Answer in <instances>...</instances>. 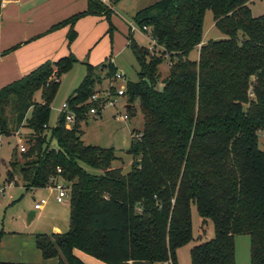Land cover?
Listing matches in <instances>:
<instances>
[{
	"label": "trees",
	"instance_id": "obj_1",
	"mask_svg": "<svg viewBox=\"0 0 264 264\" xmlns=\"http://www.w3.org/2000/svg\"><path fill=\"white\" fill-rule=\"evenodd\" d=\"M207 10L225 37L200 44ZM111 13L101 0H87L84 11L51 30L68 24L70 44L77 19L101 14L110 32ZM132 20L155 45L150 50L138 44L129 29L127 46L138 70L123 96L126 111H139L143 124L131 131L128 172L112 166L120 160L114 148L81 138L80 122L89 109L100 111L90 99L101 81L96 66L86 63L65 100L74 115L69 127L66 112L50 128L48 120L61 76L77 61L73 54L47 60L0 88V136L9 135L11 125L28 129L22 161L11 164L24 189L60 179L68 184V229L37 233L36 247L59 264H85L74 249L107 264H175L177 248L192 237L195 205L200 217L212 221L214 235L190 249L191 264H236L238 234L249 236L248 264H264V150L257 138L264 131V13L253 16L246 0H157ZM199 44L197 59H190ZM166 59L162 77L159 65ZM104 66L112 78L116 67L111 60ZM37 91L40 101L34 99ZM13 176L8 170L4 181L13 182Z\"/></svg>",
	"mask_w": 264,
	"mask_h": 264
},
{
	"label": "rangeland",
	"instance_id": "obj_2",
	"mask_svg": "<svg viewBox=\"0 0 264 264\" xmlns=\"http://www.w3.org/2000/svg\"><path fill=\"white\" fill-rule=\"evenodd\" d=\"M109 1V0H107ZM157 0H120L113 3V10L110 16V22L113 28L109 32V24L106 20L99 22L96 26L97 38L90 46L83 49L81 57H76L77 61L73 63L72 67L62 74L60 84L55 97L51 103V111L49 115L48 127L55 125L59 111L58 108L64 100L77 87L81 79L86 73V63L96 66L95 74L100 76V83L95 84V91L102 96L109 86L115 89L124 87L126 81H135L137 79L138 64L134 58L133 53L127 46L128 32L132 26H136L132 20L134 11L144 7ZM251 9L253 16H258L264 13V0H246ZM112 0L109 1L111 3ZM109 6V5H107ZM107 22V25H106ZM67 31L69 30V25ZM63 27V26H60ZM137 27V26H136ZM133 37L138 44L148 46L150 50L154 46L150 45V39L143 34L139 29L131 30ZM80 36L79 42L84 40L88 34L83 32ZM225 36L221 34L214 26L213 16L210 10H207L203 20V37L202 41L206 42L209 39H220ZM68 43V41H67ZM188 57L196 59L198 51L196 48L191 50ZM111 60L114 66L120 69L124 74L123 79H116L106 76L105 64ZM161 76L164 77L168 72V60H164L159 65ZM34 99L40 101V92L34 94ZM127 102V98L122 96L117 99L120 106ZM115 107L110 105L100 108V118H92L95 115L87 116L80 122L82 130V140L85 144L97 145L100 147H112L115 154L120 157V160H114L112 166L122 168V172L126 173L130 170L132 156L126 151L130 145V132L132 129H142V115L137 111L133 116H129L126 122L115 121L113 118L116 112ZM116 114V113H115ZM7 117L11 122V113L7 109ZM99 117V116H98ZM15 127L11 125V132L7 136H0V179L4 182V192L0 195V230L5 229L19 230L23 232L39 230L40 233H51V227L55 225L60 232L68 229L69 214L67 210L68 198H63L62 203L55 201L56 191L48 188H36L32 190H25L18 171L11 166L13 160L21 162L20 146L26 147L25 136L28 129L21 127L14 130ZM258 147L264 150V131H257ZM51 146L56 148V142L52 140ZM83 167L90 173L99 174L101 170L83 165ZM13 171L14 181L8 184L4 181L6 172ZM60 181L68 185L67 182L60 179ZM40 198H46L48 204L44 207L42 217H38V213L33 220L28 221V212L33 210L35 201ZM191 223H192V237L191 239L176 250L175 264H191L190 249L204 241L211 239L214 235L213 224L210 219H203L197 213L195 205L191 206ZM235 246V263L248 264L250 262V241L247 234H238L234 236ZM85 254V253H84ZM85 264H107L104 261L97 259L91 255L86 254Z\"/></svg>",
	"mask_w": 264,
	"mask_h": 264
},
{
	"label": "crops",
	"instance_id": "obj_3",
	"mask_svg": "<svg viewBox=\"0 0 264 264\" xmlns=\"http://www.w3.org/2000/svg\"><path fill=\"white\" fill-rule=\"evenodd\" d=\"M101 1L113 10L114 4L109 3L110 0ZM86 7L87 0H0V88L22 77L47 60L54 61L69 53L75 57H81L80 54L83 53V49L96 41L97 34L99 35L96 26L99 22L106 20L103 15L91 14L77 19L73 25L76 37L70 44L67 43L68 26L52 30L51 27L84 11ZM139 9L135 10L134 14ZM86 31L88 34L83 41L79 42L80 36H83V32ZM145 35L147 36V34ZM148 38L150 39L149 46L153 47L155 43L150 36ZM202 43L204 41L201 40L200 44ZM200 44L196 47L197 51ZM112 63L114 64V62ZM116 72L122 73L117 68ZM61 105L58 108L59 113L61 112ZM127 106V102H124L114 109L116 112H123ZM100 114L101 111L92 118H100ZM88 116L93 115L89 114ZM1 186H4V182H0ZM43 188L50 189L49 187ZM55 201L57 202L56 198ZM62 202L63 200L57 203ZM47 204L48 200L46 199L41 210L35 211L33 209L34 214L30 220H33L32 218L37 213V218H41ZM66 207L69 214L68 205ZM51 229L53 232H60L55 225ZM0 231V264H59L57 257L44 259L36 247L35 235L40 233L39 230L23 232L3 227ZM73 253L82 261L87 258L86 253L84 254L78 249H74Z\"/></svg>",
	"mask_w": 264,
	"mask_h": 264
},
{
	"label": "built area",
	"instance_id": "obj_4",
	"mask_svg": "<svg viewBox=\"0 0 264 264\" xmlns=\"http://www.w3.org/2000/svg\"><path fill=\"white\" fill-rule=\"evenodd\" d=\"M136 28L139 29L136 26H132L131 30H135ZM114 77L116 79H123L124 76L120 72H115ZM123 94H124V87H120V88H116L114 93H111L110 90L107 89V91H105L102 96H100L97 92H94L91 95L90 99L93 101H97L98 106L100 108H102L103 106H106V105H110L112 107H117L118 106L117 99L122 97ZM60 111L66 112V114H65L66 123L65 124H66V126L69 127L71 122L74 119V115L71 111L67 110L66 102L62 103ZM98 113H99V109L96 106H92L89 109V114L96 115ZM114 119L116 121L124 122V121H127L129 119V114L126 110H124L123 112H116V114H114ZM20 150L21 151L24 150L23 145L20 146ZM59 170L60 169H58V171ZM49 188L56 191L55 198H56L57 202L62 201L63 198H68V187L65 184H63L60 180H56L52 186H49ZM3 192H4V188H3V186H1L0 187V193H3ZM45 203H46V198H40L39 201H35L33 209L35 211L41 210ZM165 264H171V262L168 261Z\"/></svg>",
	"mask_w": 264,
	"mask_h": 264
},
{
	"label": "water",
	"instance_id": "obj_5",
	"mask_svg": "<svg viewBox=\"0 0 264 264\" xmlns=\"http://www.w3.org/2000/svg\"><path fill=\"white\" fill-rule=\"evenodd\" d=\"M34 214V210H31L28 214V221L31 219L32 215Z\"/></svg>",
	"mask_w": 264,
	"mask_h": 264
}]
</instances>
